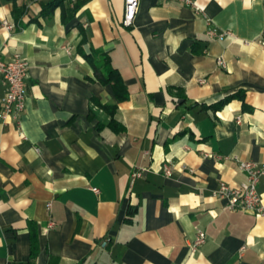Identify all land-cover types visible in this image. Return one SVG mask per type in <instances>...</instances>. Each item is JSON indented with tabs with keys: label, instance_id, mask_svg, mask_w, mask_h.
<instances>
[{
	"label": "crops",
	"instance_id": "crops-1",
	"mask_svg": "<svg viewBox=\"0 0 264 264\" xmlns=\"http://www.w3.org/2000/svg\"><path fill=\"white\" fill-rule=\"evenodd\" d=\"M49 1L16 0L15 22L0 0V57L29 62L23 113L0 118V264H264V215L211 197L244 180L233 157L264 162V0H139L130 26L124 0H64L78 2L64 21L61 6L40 15ZM91 49L125 100L95 78ZM258 191L264 209V179Z\"/></svg>",
	"mask_w": 264,
	"mask_h": 264
},
{
	"label": "built area",
	"instance_id": "built-area-1",
	"mask_svg": "<svg viewBox=\"0 0 264 264\" xmlns=\"http://www.w3.org/2000/svg\"><path fill=\"white\" fill-rule=\"evenodd\" d=\"M73 1V0H72ZM191 3V0H184ZM139 8V0H124L122 24L130 26L135 19ZM2 26L8 30L14 28L12 22L3 21ZM209 38H222L231 36L229 32H217L209 26L206 31ZM243 43H247L244 41ZM264 45V40H259ZM216 63L225 67V62L221 57L216 58ZM29 62L19 53L14 52L8 58L0 57V75L5 85L3 95L0 98V118H13L19 120L25 108L26 100V81L28 77ZM200 82H203L201 80ZM236 122L240 121V117L236 116ZM238 168L244 173L245 178L236 186H230L225 182H220L217 189L211 193L214 199L224 200L225 208L228 210H243L252 212L255 215H264V209L261 205V195L258 191V183L264 179V162L259 163L252 160H240L233 157ZM161 171L164 175L171 174V167L168 162L161 165ZM191 171V169H190ZM141 170H134L131 173V180L141 175ZM97 192L96 188H93ZM50 206V203H47ZM49 227L54 226V222H49ZM206 239L203 230H197L194 239L190 242L189 247L194 252L201 246Z\"/></svg>",
	"mask_w": 264,
	"mask_h": 264
},
{
	"label": "trees",
	"instance_id": "trees-1",
	"mask_svg": "<svg viewBox=\"0 0 264 264\" xmlns=\"http://www.w3.org/2000/svg\"><path fill=\"white\" fill-rule=\"evenodd\" d=\"M8 1H11L13 4L11 14L13 20L16 22L23 15L26 14L27 10L25 6L17 5L16 0H8ZM63 2L64 0H50L47 3H43L41 6L40 15L41 16L49 15L52 13L55 7L61 6L62 8L61 12L63 18L62 20L64 21L66 12L70 16H72L75 13L78 7V2H75L73 4V7L67 10H65V8L63 7ZM30 20L31 18L29 19V21ZM82 41L83 42L85 41L84 37L82 38ZM83 57L91 67L95 78L100 83L108 84L111 86L117 102L123 101L128 97L127 87L125 86L118 70L112 66L109 54L106 51H103L102 49H91L88 54L83 53ZM218 106L221 105L219 104ZM105 109L108 111V113L111 116L109 126L114 130H119L120 127L117 125L116 121L113 118L115 105L109 107L105 106ZM32 250H34V246L32 247Z\"/></svg>",
	"mask_w": 264,
	"mask_h": 264
}]
</instances>
